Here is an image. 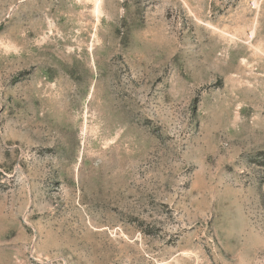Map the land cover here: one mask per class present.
<instances>
[{
    "label": "rangeland",
    "instance_id": "obj_1",
    "mask_svg": "<svg viewBox=\"0 0 264 264\" xmlns=\"http://www.w3.org/2000/svg\"><path fill=\"white\" fill-rule=\"evenodd\" d=\"M0 264H264V0H0Z\"/></svg>",
    "mask_w": 264,
    "mask_h": 264
}]
</instances>
